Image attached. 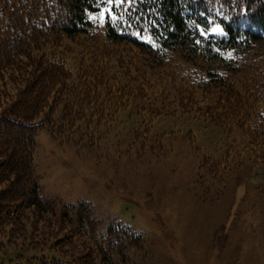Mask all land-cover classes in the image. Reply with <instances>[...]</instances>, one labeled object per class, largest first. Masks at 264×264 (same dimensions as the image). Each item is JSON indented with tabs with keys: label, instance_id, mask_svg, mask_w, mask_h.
I'll return each mask as SVG.
<instances>
[{
	"label": "trees",
	"instance_id": "1",
	"mask_svg": "<svg viewBox=\"0 0 264 264\" xmlns=\"http://www.w3.org/2000/svg\"><path fill=\"white\" fill-rule=\"evenodd\" d=\"M214 25L220 31L212 32ZM83 36L92 42L72 57L65 41ZM263 38L264 0H0V79L10 73L15 86L0 98V244L8 246L5 236L27 239L17 249L4 247L0 264H129V250L143 246L142 234L118 220L100 232L85 200L63 206L62 218L76 215L77 235L89 238L75 253L38 255L34 240V219L46 221L40 215H55L58 206L36 172L39 131L95 148L123 111L133 106L142 116L156 105L158 95L149 92L155 84L143 73L136 78L111 43L136 46L146 55L144 71L163 69L182 109L197 103L199 90L226 85L205 115L230 133L247 130L246 147L259 146L264 166V54L255 50ZM151 129L150 122L136 137ZM49 236L45 244L56 239Z\"/></svg>",
	"mask_w": 264,
	"mask_h": 264
},
{
	"label": "rangeland",
	"instance_id": "2",
	"mask_svg": "<svg viewBox=\"0 0 264 264\" xmlns=\"http://www.w3.org/2000/svg\"><path fill=\"white\" fill-rule=\"evenodd\" d=\"M98 18L104 30L103 12ZM218 27L214 25L212 32ZM65 42L72 47L69 55L76 57L74 52L92 40L83 36ZM109 48L130 62L136 78L155 84L149 92L158 95L156 105L142 116L133 106L123 111L95 148L61 142L48 130L39 131L36 172L44 192L55 196L58 206L55 215H40L46 221L34 219L39 223L37 254L75 253L89 240L84 232L77 235L76 215L70 222L62 218L64 204L85 200L92 205L100 232L118 220L142 234L143 246L129 250V264H264L260 148L246 147L251 140L247 130L234 127L230 133L205 115L227 86L199 90L197 103L182 109L169 93L163 69L144 71L146 55L136 46L111 43ZM255 50L264 54V38ZM262 65L264 71V58ZM236 73L244 76L243 70ZM9 75L0 79V98L3 90L15 87ZM161 95H167L163 104ZM150 122L148 136L137 138ZM45 226L50 231L45 232ZM51 233L56 239L45 244L43 238ZM65 237L75 242H62ZM25 239L5 236L2 240L9 247L0 244L1 256L4 247L17 249Z\"/></svg>",
	"mask_w": 264,
	"mask_h": 264
},
{
	"label": "snow or ice",
	"instance_id": "3",
	"mask_svg": "<svg viewBox=\"0 0 264 264\" xmlns=\"http://www.w3.org/2000/svg\"><path fill=\"white\" fill-rule=\"evenodd\" d=\"M215 31H220L219 29H216Z\"/></svg>",
	"mask_w": 264,
	"mask_h": 264
}]
</instances>
